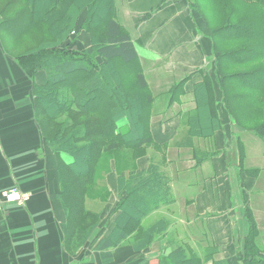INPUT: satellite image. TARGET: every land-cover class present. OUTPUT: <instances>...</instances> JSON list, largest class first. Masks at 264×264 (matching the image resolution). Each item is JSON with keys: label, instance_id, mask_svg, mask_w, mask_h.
<instances>
[{"label": "crops", "instance_id": "0c3cea01", "mask_svg": "<svg viewBox=\"0 0 264 264\" xmlns=\"http://www.w3.org/2000/svg\"><path fill=\"white\" fill-rule=\"evenodd\" d=\"M115 2L117 20L136 46L145 93L154 97L149 125L153 141L134 161L132 171L121 168V160H111L114 172L108 171L106 176L110 194L103 206L87 197L86 208L99 217L78 248L70 247V232L66 235L65 226L70 231L75 224L61 199L63 171L68 175L62 166L74 157L51 149L38 125L35 97L30 92L33 81L45 82L46 72L40 71L33 80L25 75L21 66L24 58L5 51L0 31V196L14 185L24 195L21 202L2 200L0 205V264H157L161 254L172 251L177 243L174 240L190 238L193 231L209 238L206 241L220 249L223 259L236 264L250 227L246 209L253 211L257 222L260 212L264 213V138L229 120L212 43L193 17L190 0ZM82 40L90 44L88 34H83ZM206 82L214 89L210 96L219 105L221 126L214 127L213 139H193V145L202 151H214L205 154L197 166L189 144L188 118L197 113L204 126L209 124L203 119L204 115L210 119L212 111L206 104L198 107L194 94ZM154 164L170 178L174 202L165 205L171 207L169 212H174L175 206L189 207L191 215L172 218L170 233L146 250L130 244L133 235L122 239L120 245L106 247L113 240L108 236L115 228L117 206L126 194L131 172L143 175ZM99 178L98 170L97 181ZM179 187L185 188L186 195L179 193ZM88 202L97 209L88 207ZM161 208L145 219L146 226L153 216L161 214Z\"/></svg>", "mask_w": 264, "mask_h": 264}, {"label": "trees", "instance_id": "16d2710c", "mask_svg": "<svg viewBox=\"0 0 264 264\" xmlns=\"http://www.w3.org/2000/svg\"><path fill=\"white\" fill-rule=\"evenodd\" d=\"M190 5L193 17L211 40L229 120L264 138V0H190ZM42 25L47 39L38 47L20 54L8 50L7 44L20 41ZM0 31L5 51L24 58L25 75L33 80L40 71L46 72L45 82L33 81L30 92L35 97L38 125L51 149L74 157L62 166L68 175L63 171L61 199L75 224L70 231L65 226L70 247L78 248L99 217L86 208L85 201L96 183L101 158L129 148L136 160L153 141L149 121L154 97L145 93L135 43L117 20L115 0H11L0 11ZM83 34L89 35V45L84 44ZM197 90V106L206 104L212 111L210 119L204 115L206 126L197 113L188 118L189 144L199 166L205 154L214 151H202L193 145V139H213L214 127L221 124L211 83H203ZM121 121L126 123L121 125ZM134 173L118 203L115 228L108 236L113 240L106 247L120 245L133 235L137 239L134 247L143 251L170 233L171 220L165 217L145 225L151 213L174 202L170 178L155 164L143 175ZM245 217L250 227L236 264H264V237L262 242L250 208ZM87 220L92 222L84 224ZM174 242L172 251L161 254L157 264H231L216 257L219 248L213 243L200 249L188 238Z\"/></svg>", "mask_w": 264, "mask_h": 264}, {"label": "rangeland", "instance_id": "374dc122", "mask_svg": "<svg viewBox=\"0 0 264 264\" xmlns=\"http://www.w3.org/2000/svg\"><path fill=\"white\" fill-rule=\"evenodd\" d=\"M10 1L11 0H0V11L5 10L7 8V5L10 3ZM45 39H47L46 26L42 25L40 28H37L35 31H32L30 34L26 35L20 41L10 42L9 44H7V47L11 53L20 54V53H22V52H24L30 48L38 47L40 45V43ZM153 105H154V103H153ZM152 118H153V113L151 114V118H150L149 122L152 121ZM137 121H138V119H137ZM114 158L116 160L117 159L121 160L124 164V167H122L120 164H119V166L121 168L127 169L128 171H132L134 169V161H136V160H134L135 155L132 153V150H130L129 148H123L121 151H118V152L113 153V154H106L101 158V162H100L99 167H98L100 178L98 181L96 180V183L93 186L91 194H89V196H91L90 199L98 201L101 206H103L105 201H107L108 196L110 194L109 188H108V186H106V176L109 172L110 173L114 172L112 167L110 166V162ZM127 164H129V167L126 166ZM191 189H193V188H191ZM184 190H185V188H182V187L178 188V191L181 195L182 194L186 195L183 193ZM172 204L173 203H171L169 206H171ZM169 206H163V208H161L159 210L161 214H157L156 217L153 216L154 218H152L150 220V222L152 220H153V222H156V221L160 220L161 217H167L168 219L172 220V218H176L177 215L180 216L183 213L191 215L190 211L188 210L189 207L177 209V206H175V208H173V209H175V211L171 213V212H169L171 209V207H169ZM88 207L93 208V209H97L90 202H88ZM183 209H186V210L183 211ZM88 222L91 223L92 220L91 221L87 220V222H85L84 224L87 223V225H88ZM258 222L260 223V226H261L259 229H261L262 236L264 237V213L263 212H260ZM82 224L83 223H79V225H82ZM181 229L183 230L184 228L181 227ZM175 230L176 231L179 230V229H177L176 223H175ZM262 236L260 237V239L263 242ZM186 238H188V237L186 236L185 239ZM188 239L196 248L200 247V249H201V247H205L206 243L210 244V242L206 241L209 238L205 239L203 235H201L200 233H195V231L192 232L190 238H188ZM136 240L137 239H135L134 242L130 243L133 247H134V244L136 243ZM243 244H242V248H243ZM134 248H136V247H134ZM216 257L218 259L223 258L221 255L220 249L218 250ZM209 264H211V263H209Z\"/></svg>", "mask_w": 264, "mask_h": 264}, {"label": "built area", "instance_id": "2783aa9c", "mask_svg": "<svg viewBox=\"0 0 264 264\" xmlns=\"http://www.w3.org/2000/svg\"><path fill=\"white\" fill-rule=\"evenodd\" d=\"M23 199H24V195L22 191L19 189L18 186L14 185L11 188H9V190L6 191L3 196H0V205L2 203V200H5L6 202H21ZM0 225H1V219H0Z\"/></svg>", "mask_w": 264, "mask_h": 264}]
</instances>
